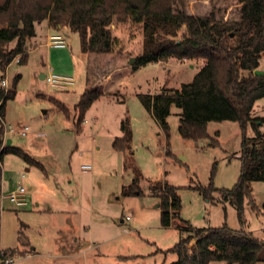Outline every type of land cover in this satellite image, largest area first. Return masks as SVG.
<instances>
[{
	"label": "rangeland",
	"instance_id": "obj_1",
	"mask_svg": "<svg viewBox=\"0 0 264 264\" xmlns=\"http://www.w3.org/2000/svg\"><path fill=\"white\" fill-rule=\"evenodd\" d=\"M184 2L190 14L213 12L224 20L235 19L239 8L235 0ZM43 26L37 27L38 33ZM59 33L65 48L44 46L30 52L25 64L12 62L4 73L0 71L8 90L15 91V97L6 101L0 129L10 127L16 132L27 127L26 137L13 133L5 139L11 141L9 147L43 166L37 168L6 151L2 154V173L9 175L15 189H25L28 205L0 203L3 258L15 259L13 264H172L177 256L167 250L188 236L178 229L180 219L193 229L226 225L264 240V183L250 185L243 226L235 208L220 197V192L236 185L240 175V125L210 122L208 134L219 146L193 143L179 135L180 110L172 105L166 139L139 100V95L178 90L192 81L203 63L170 59L132 68L130 60L143 49L140 25L111 26L118 44L116 53L106 56L83 54L78 34L67 27ZM39 42L44 44V38ZM49 71L72 78L73 86L50 87L40 79L41 72ZM109 71L112 78L107 82ZM258 71L264 73V55ZM93 89L102 95L77 128L74 108L84 91ZM59 104L67 109V117ZM252 114L262 120L256 124L264 135V98L256 101ZM245 132L248 138L254 136L249 125ZM124 136L129 139L128 148L115 151L112 143ZM84 165L91 170L82 171ZM134 183L141 195L127 194ZM165 184L178 188L181 203L180 219L172 220L169 228L161 227L160 200L154 192ZM210 184L213 191L206 198L197 188L207 189ZM75 237L81 246L65 257L58 243L69 249Z\"/></svg>",
	"mask_w": 264,
	"mask_h": 264
},
{
	"label": "trees",
	"instance_id": "obj_2",
	"mask_svg": "<svg viewBox=\"0 0 264 264\" xmlns=\"http://www.w3.org/2000/svg\"><path fill=\"white\" fill-rule=\"evenodd\" d=\"M235 1L239 6L237 17L224 20L216 18L213 12L190 14L184 0H0V71L4 73L17 57L18 64L27 62L36 27L47 20L54 28L67 27L77 33L83 54L105 56L115 54L118 44L111 26L140 25L143 49L134 57L132 68L170 59L201 61L203 65L192 81L178 90L138 97L145 110L159 123L166 139V119L172 105L180 110L179 135L193 143L208 141L211 147L219 146L216 138L208 134L210 122L231 121L240 125V175L236 185L220 192V197L235 208L243 226L244 205L251 201L250 185L264 183V135L256 124L262 120L252 114L256 101L264 98V73L254 75L264 53V0ZM2 79L3 76L0 81ZM101 95V91L93 89L80 96L74 108L77 128ZM14 97V89L4 95L0 88V120L5 115L6 101ZM59 108L67 117V109L60 104ZM248 125L254 132L251 138L245 132ZM122 129L125 130L124 124ZM128 145L127 136L112 143L117 152H125ZM5 151L43 168L22 150L4 147L3 130L0 129V160ZM1 182L0 166V194ZM197 190L207 198L213 188L210 184L207 189ZM154 192L160 200L161 227L169 228L172 220L180 219L178 188L165 184L160 191ZM127 194L141 195L136 183L129 187ZM178 229L188 236L167 250L177 256L172 264L264 263V240L243 230L235 231L226 225L193 229L181 219ZM192 240L194 244L190 246Z\"/></svg>",
	"mask_w": 264,
	"mask_h": 264
},
{
	"label": "built area",
	"instance_id": "obj_3",
	"mask_svg": "<svg viewBox=\"0 0 264 264\" xmlns=\"http://www.w3.org/2000/svg\"><path fill=\"white\" fill-rule=\"evenodd\" d=\"M47 46L58 48V49H63L66 47V43L60 34L54 33V34H51L50 36H48ZM13 62L18 63L19 58L18 57L15 58ZM44 80L46 81V83L50 87L57 89V90H67L69 87L73 86V84H74V80L72 78L54 75L50 71L44 75ZM8 87L9 86H8L7 79L6 78L2 79L0 81V88L3 90L4 95H6L8 93V91H9ZM1 104H2V101H0V105ZM13 132H15V131L10 127H8L7 130H6V128L4 129V131H3L4 145H5L6 134L7 135L12 134ZM19 133L22 136L27 135L28 128L23 127L22 129L19 130ZM81 169H82V171H90L91 166L84 165L81 167ZM22 177H24V176L22 175ZM24 195H25V189L23 187L17 186V188L8 195V199L12 203H14L16 206L17 205H23L24 204ZM125 220L129 221V217L127 216L125 218ZM14 260L15 259H13L11 257H8L7 259H4L3 257H1L0 264H13Z\"/></svg>",
	"mask_w": 264,
	"mask_h": 264
},
{
	"label": "crops",
	"instance_id": "obj_4",
	"mask_svg": "<svg viewBox=\"0 0 264 264\" xmlns=\"http://www.w3.org/2000/svg\"><path fill=\"white\" fill-rule=\"evenodd\" d=\"M42 24H44V29H41L40 28V30H39V33H38V31L36 30V36L32 39V41H31V44H32V48L28 51V55H29V53L30 52H36V51H38V49L39 48H42V47H44V46H46L47 47V38H48V36H50L51 34H54V33H58V34H60L59 33V30H61L62 28H59V27H57V28H54V27H52L51 25H50V22H49V20H47L46 22H44V23H42ZM41 25V24H40ZM40 25H38V26H40ZM37 26V27H38ZM37 27H36V29H37ZM41 38H44V40H45V42H44V44L43 43H40L39 42V40L41 39ZM262 55H264V53L262 54ZM27 60H28V58H27ZM111 71H109L108 72V74H107V76L105 77V81H107V82H109L110 81V79L112 78V75H111V73H110ZM46 73H40V79L41 80H44V75H45ZM255 105V104H254ZM20 129H22V128H20ZM19 129V130H20ZM19 130H16V132H13V133H18L20 136H22L20 133H19ZM12 133V134H13ZM28 134V133H27ZM8 135H10V134H8ZM7 135V136H8ZM25 137L27 136V135H24ZM5 143H6V146H10V144H11V141L10 140H7V138L5 139ZM1 158H2V156H1ZM1 161V160H0ZM9 175L8 174H5V172L4 173H2V182H1V194H0V203H1V205H3L4 206V204L6 203H11L12 204V202L8 199V195L11 193V192H13L14 190H15V188H14V185L11 183V181L9 180ZM27 204H23L22 206V208H24L25 206H26ZM16 206V205H15ZM28 206V205H27ZM17 207V206H16ZM124 221L122 220L121 221V223H123ZM72 241V240H71ZM78 241V238H74V241H73V244L71 245V243H69V249H66V247L65 246H63L62 244H59L58 243V246H59V248L61 249V252H62V254L66 257V256H69V255H72L73 254V252L74 251H76V250H78L79 248H80V246L81 245H79V242H77ZM194 244V240H192L191 241V243H190V246H192ZM68 246V245H67ZM57 247V246H56ZM72 249H73V251H72ZM33 250H35L34 248H33Z\"/></svg>",
	"mask_w": 264,
	"mask_h": 264
},
{
	"label": "water",
	"instance_id": "obj_5",
	"mask_svg": "<svg viewBox=\"0 0 264 264\" xmlns=\"http://www.w3.org/2000/svg\"><path fill=\"white\" fill-rule=\"evenodd\" d=\"M134 62H135V59L134 58L130 60V64L131 65H133ZM262 74H263V72H261V71H258V70L254 71V75H256V76H260Z\"/></svg>",
	"mask_w": 264,
	"mask_h": 264
}]
</instances>
